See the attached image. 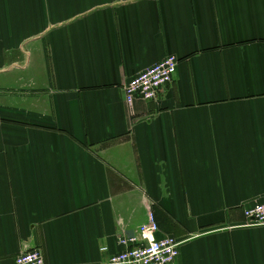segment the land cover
Wrapping results in <instances>:
<instances>
[{"label": "crops", "instance_id": "obj_1", "mask_svg": "<svg viewBox=\"0 0 264 264\" xmlns=\"http://www.w3.org/2000/svg\"><path fill=\"white\" fill-rule=\"evenodd\" d=\"M262 200L264 0H0V264H108L149 212L176 264H264Z\"/></svg>", "mask_w": 264, "mask_h": 264}, {"label": "built area", "instance_id": "obj_2", "mask_svg": "<svg viewBox=\"0 0 264 264\" xmlns=\"http://www.w3.org/2000/svg\"><path fill=\"white\" fill-rule=\"evenodd\" d=\"M177 65L178 58L167 55L129 78L123 85L125 102L130 105L137 98L155 99L159 90L172 81ZM243 215L246 225H264V200L252 203ZM157 231L154 216L149 212L136 236L119 239L123 248L110 257L108 264H176L180 242L171 235L156 238ZM13 264H44V260L39 250L32 249L19 253Z\"/></svg>", "mask_w": 264, "mask_h": 264}]
</instances>
